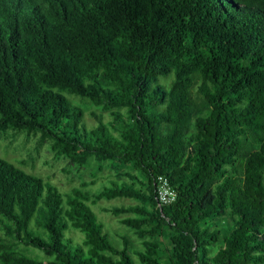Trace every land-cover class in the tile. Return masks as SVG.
<instances>
[{"label": "trees", "instance_id": "trees-1", "mask_svg": "<svg viewBox=\"0 0 264 264\" xmlns=\"http://www.w3.org/2000/svg\"><path fill=\"white\" fill-rule=\"evenodd\" d=\"M20 134L115 175L63 192L0 156V264H264V0H0Z\"/></svg>", "mask_w": 264, "mask_h": 264}, {"label": "rangeland", "instance_id": "rangeland-1", "mask_svg": "<svg viewBox=\"0 0 264 264\" xmlns=\"http://www.w3.org/2000/svg\"><path fill=\"white\" fill-rule=\"evenodd\" d=\"M103 116L105 121L110 119L108 111H103ZM87 120L88 122L93 121L91 117H87ZM0 156L19 165L29 173L37 174L44 179H48L56 184L63 192H68L73 186H80L82 182H91L88 183V187L95 190L101 185V182L115 175L112 169L105 167L103 170L98 171L97 176H93L91 173L93 165L77 169L68 159H56L48 149L47 144H43L40 147L36 146V136L26 138L20 134L12 141H0ZM93 180L94 182L92 183ZM115 202L116 200L114 199H104L99 205L104 206ZM96 211L98 216L107 225L125 230L135 246L141 247L136 235L130 229L120 225L114 216L101 211L98 207H96ZM162 238L164 239L163 245L166 247L167 241L164 236ZM22 249L25 250V248ZM25 251L29 250L27 249ZM31 252L35 253V251Z\"/></svg>", "mask_w": 264, "mask_h": 264}, {"label": "built area", "instance_id": "built-area-1", "mask_svg": "<svg viewBox=\"0 0 264 264\" xmlns=\"http://www.w3.org/2000/svg\"><path fill=\"white\" fill-rule=\"evenodd\" d=\"M157 193L162 203H170L175 198L174 192L169 188L165 178L158 177Z\"/></svg>", "mask_w": 264, "mask_h": 264}]
</instances>
